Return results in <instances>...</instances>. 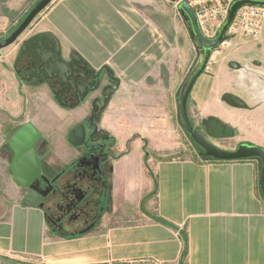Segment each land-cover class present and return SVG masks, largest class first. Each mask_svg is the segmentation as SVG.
<instances>
[{"label":"crops","instance_id":"0c3cea01","mask_svg":"<svg viewBox=\"0 0 264 264\" xmlns=\"http://www.w3.org/2000/svg\"><path fill=\"white\" fill-rule=\"evenodd\" d=\"M134 2L60 0L36 22L33 35L51 33L65 59L75 53L94 70L106 66L124 85L112 91L98 114L99 129L114 138L115 157L104 164L101 216L86 233L56 232L41 209L23 202L26 190L14 180L5 129L31 122L49 141V153L39 161L46 174L54 175L66 155H72L62 153L68 146L66 133L86 115L87 105L64 109L39 77L17 73L21 44L0 50V255L32 264H131L144 259L156 264H264V197L257 159L219 161L200 154L157 158L146 153L154 128L140 126L137 113L150 103L149 116L154 117V97L139 94L138 85L145 86L165 38L155 43L154 18ZM15 10V0H0V37L13 25L9 15ZM228 41L211 52L189 105L204 129L230 127L244 143L264 148V38L235 35ZM166 53L174 64L175 47ZM131 89L137 93H129ZM128 100H133L134 115L124 112Z\"/></svg>","mask_w":264,"mask_h":264},{"label":"flooded vegetation","instance_id":"af4514ba","mask_svg":"<svg viewBox=\"0 0 264 264\" xmlns=\"http://www.w3.org/2000/svg\"><path fill=\"white\" fill-rule=\"evenodd\" d=\"M31 38L26 39L19 47L15 57L16 72L32 75V79L39 77L40 82L50 89L55 102L60 107L74 109L86 104L88 108L82 120L74 123L66 133L68 146L62 153L67 154L70 151L72 155H66V162L56 170L55 174H46L39 161L42 176L39 186L43 197L36 207L42 210L51 228L56 232L69 236L83 234L95 226L104 206L106 193L104 164L115 157L113 150L115 141L111 135L99 129L97 120L98 114L108 103L111 92L118 88V81L113 72L106 71L105 66L94 70L74 54L73 58H63L72 62L68 76L63 79L47 78L46 83L43 81L46 78L42 70L43 54L38 57L34 54L37 46H32L25 53L21 51L24 43ZM45 43L47 47L50 46L47 41ZM110 74L116 81L110 79ZM102 101L103 104L100 103ZM25 123L12 125L9 128L18 130ZM76 125H83L84 128V138L78 146L68 141V135ZM34 128L38 131L35 126ZM15 131L7 133L8 139ZM38 133L39 138L34 150L39 159V156L49 153L46 149L49 141L39 131ZM76 133L78 135L77 131H73L74 135ZM77 149L78 152L73 154ZM146 153L148 154V150ZM153 154L152 151L151 155ZM13 156L12 151V160ZM145 158L147 160V155ZM24 189L26 195L29 190Z\"/></svg>","mask_w":264,"mask_h":264},{"label":"rangeland","instance_id":"374dc122","mask_svg":"<svg viewBox=\"0 0 264 264\" xmlns=\"http://www.w3.org/2000/svg\"><path fill=\"white\" fill-rule=\"evenodd\" d=\"M38 1L39 0H15L16 10L9 15V17H12L11 23L13 25H11L5 35L0 37V40L8 36L17 27ZM57 1L60 0H52V2L34 18L32 23L14 42L15 47L22 44L24 39L38 32L36 31V27L38 28L36 22L43 17L48 7L54 5ZM134 1V6L142 11L146 17L154 18L151 24L154 30H158L155 31V33L159 34V38L154 37L155 43H162V38H165L164 44L160 45V51L162 53H159V61L154 65L152 73L145 79V86L138 85L139 88L142 87V91L140 90L139 94L147 95L150 93L151 96L154 97V117L153 115L152 117L149 116L150 103L143 105L142 108L144 110H142V114H140V112L137 113V121L141 122L140 126L145 124L148 125L149 123V126L154 128V140H148V143H145L147 146L145 149L149 151V155L153 151L154 156L157 158L196 156L202 149L186 133L180 115L179 98L183 95L191 76L200 64L202 49L197 40H194L188 20L179 9L176 2L172 0ZM217 1L219 0H210L211 3ZM170 47H175L174 64L169 61L172 59V56L171 59H168V54L166 53L167 49ZM168 53L170 54V51H168ZM72 55L73 53L66 59H69ZM150 57L151 55L147 53L146 58L149 59ZM119 84L118 82V86ZM120 87H124V85L121 84L119 88ZM123 91L124 89H120L119 92L122 93ZM136 91L134 92V89H131L129 93L136 94ZM113 94L114 92H111L110 96L112 97ZM138 100L141 99L138 98ZM127 103L128 105L124 107V112L128 115H134L136 110L133 108V100H128ZM188 113L195 129L199 130L214 146L225 150H234L241 142L244 143V140L238 137L239 135L230 127H216L215 125L212 126V129L209 131V128H207L209 125H207L206 129H204L203 122L196 114V110L189 105V102ZM151 118L154 119L150 122ZM257 161L259 164V176L260 161L258 159ZM0 264H32V262L0 255ZM131 264L156 263L152 260L144 259L143 261L138 260Z\"/></svg>","mask_w":264,"mask_h":264},{"label":"water","instance_id":"95a60500","mask_svg":"<svg viewBox=\"0 0 264 264\" xmlns=\"http://www.w3.org/2000/svg\"><path fill=\"white\" fill-rule=\"evenodd\" d=\"M178 4L179 9L186 16L191 33L197 40L202 49V58L199 66L191 76L183 95L179 98L180 101V115L184 124L187 135L202 149L199 153L200 156L219 160V161H236L245 159H258L260 161V172L258 176V186L264 197V148L258 145L249 143H240L234 150H225L214 146L209 142L198 130L195 129L188 116V98L190 92L197 80V78L203 73L208 63L211 52L218 47L226 38V32L230 27L237 10L243 6L254 5L264 7V0H233L228 8V14L225 17L223 23L218 29L217 33L213 37H207L201 30L196 13L190 6L188 0H172ZM52 0H39L23 18V20L17 25V27L6 37L0 40V50L13 44L18 37L25 31V29L32 23L34 18L44 10ZM45 41L50 43L47 47ZM37 46L34 54L42 55L44 70L46 78L43 79L47 83V78H59L63 79L70 73L71 61L64 60L61 55L58 43L54 35L49 32L40 33L31 39H29L22 46L21 51L24 53L32 46ZM46 51V52H45ZM49 51V52H48ZM75 56H71L73 58ZM106 71L111 72L110 68L105 66ZM40 74V73H39ZM110 79L115 80L112 74L109 75ZM107 95L105 96V99ZM103 104V101L100 102ZM16 129H5L6 133L13 132ZM73 131H77L78 135L73 134ZM39 138L38 131L31 123H25L22 127L15 131L14 135L8 139V144L12 149L14 156L11 166L14 180L27 188L29 192L24 195L23 202L32 206L39 205L40 199L43 197L41 192L39 181L42 178L40 175V163L38 154L35 152L34 147L37 139ZM84 138L83 125H76L72 129V132L68 135V141L75 146L81 144V140ZM75 140V141H74Z\"/></svg>","mask_w":264,"mask_h":264},{"label":"built area","instance_id":"2783aa9c","mask_svg":"<svg viewBox=\"0 0 264 264\" xmlns=\"http://www.w3.org/2000/svg\"><path fill=\"white\" fill-rule=\"evenodd\" d=\"M233 0H188L194 9L202 32L207 37L216 35L218 29L228 14V8ZM239 35L245 39L259 40L264 38V7L248 5L239 8L226 32V38L220 45L228 44V39ZM208 63L206 67H208Z\"/></svg>","mask_w":264,"mask_h":264},{"label":"trees","instance_id":"16d2710c","mask_svg":"<svg viewBox=\"0 0 264 264\" xmlns=\"http://www.w3.org/2000/svg\"><path fill=\"white\" fill-rule=\"evenodd\" d=\"M194 40H195V38H194ZM188 116H189V113H188ZM189 118H190V120H191V122H192V119H191V117L189 116ZM199 131V130H198ZM200 132V131H199ZM201 133V132H200ZM202 134V133H201ZM203 135V134H202ZM207 159V158H206Z\"/></svg>","mask_w":264,"mask_h":264}]
</instances>
